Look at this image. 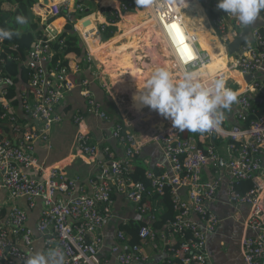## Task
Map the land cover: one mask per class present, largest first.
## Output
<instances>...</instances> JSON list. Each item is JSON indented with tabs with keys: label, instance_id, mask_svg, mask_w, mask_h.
<instances>
[{
	"label": "built area",
	"instance_id": "1",
	"mask_svg": "<svg viewBox=\"0 0 264 264\" xmlns=\"http://www.w3.org/2000/svg\"><path fill=\"white\" fill-rule=\"evenodd\" d=\"M81 1L49 0L45 10L40 7L43 0L38 1L33 10L44 11V14L36 13L41 20L42 34L25 58L8 54L7 49L15 50L17 46L0 41V197L2 192H7L12 203L6 218H1L0 205V264H24L34 253L33 230L26 225L27 212L15 205L18 200H27L30 208L38 201L44 202L45 209L36 230L43 239L45 250L62 249L65 264H145L150 259L146 247L152 246L162 248L164 254L157 264H213L207 240L219 228L220 219L209 205L224 182H227L229 204L235 208L249 207L244 224L245 230L253 234L242 240L244 262L264 264V108L257 109L250 97L255 94L264 104V27L253 28L249 42L240 47L231 67L252 77L244 91L235 92L238 98L233 110L236 123L228 126L226 114L218 130L186 136L185 131L173 129L171 122L162 117L164 129L146 137L148 143L160 144L165 160L171 166L170 174L157 175L147 171L146 182L135 180L132 162L141 154L146 138L141 140L130 132L127 124H117L112 137L124 148V155L117 158L109 146L101 148L83 132V115H74L73 121L79 128V152L94 160L101 152L105 155V159L99 161L97 172L88 180L91 189L88 192L80 178H68L59 167L44 168L37 157L39 142L51 147L53 129L62 121L58 110L78 86L87 102L88 114L110 121L109 114L91 90V80L81 75L84 71L80 64L69 69L61 66L59 60L55 61L56 46L64 47V40L60 39L63 33L53 22L62 18L65 21L62 30L64 27L66 30L67 25L73 27L86 51L84 61L98 68L100 65L94 61L88 40L92 37L100 39L109 27L125 20L127 11H133V7L129 3L125 6L118 3L110 11L109 17L113 19L110 23L88 31L89 28L77 27L79 22L87 20L85 17L80 19L82 21L78 19L87 11ZM190 1L193 0H187ZM204 1L214 11L211 22L226 42L230 36L235 39L243 34V29L235 31L242 26L234 17L217 9L218 0ZM2 2L0 0V5ZM181 2L186 3V0H151V6L147 7L156 24L153 27L157 34L156 44L172 55V63L179 72L177 76L185 67L198 71L205 66V53L200 52L199 42L191 43L185 29L186 35L182 31V38H179L178 33H171L167 28L174 23L183 26ZM260 21L264 23V12ZM149 28L136 25L129 32ZM180 39L197 53L199 58L194 63L186 65L178 46ZM9 63H17L20 69L26 70L29 78L27 84H19L18 96L12 98L9 97L10 90L15 81L7 70ZM224 77L222 71L212 78L199 74L202 81ZM17 99L19 104L14 103ZM19 107L23 118L18 113ZM150 112L160 116L153 110ZM5 125L10 132H5ZM217 140L225 142L226 153L219 150ZM206 170L211 172L210 180H203ZM245 184L250 185V189L241 191ZM183 192H186L185 196ZM165 193L171 194L176 214L156 229L157 212L148 204L147 198ZM117 195L134 204L137 213L145 218L137 232L139 243L132 245L125 232L119 230L111 246L115 261L100 260L99 253L104 245L101 231L112 218Z\"/></svg>",
	"mask_w": 264,
	"mask_h": 264
},
{
	"label": "crops",
	"instance_id": "2",
	"mask_svg": "<svg viewBox=\"0 0 264 264\" xmlns=\"http://www.w3.org/2000/svg\"><path fill=\"white\" fill-rule=\"evenodd\" d=\"M81 2L85 6L87 4H90L93 7L94 11L93 12L90 8L86 7L87 11L85 12V14H87H83L85 16L82 15L81 17H78L79 20L85 17L87 18L86 22L88 21L92 24V27L89 28L88 31H93L95 26H99L100 28L101 26L110 23V20H112L109 17V14H111L110 11L112 10V8H115L118 5L116 0H82ZM103 4H110L112 6H103ZM102 9H105L104 14L102 13ZM133 11L134 12H130L126 15L125 20L119 22L116 26L109 27L100 39L96 40L92 37L88 40L89 48L90 50H92L95 56L98 55V58L100 56V53L98 51L100 47L97 45V43L102 44L103 41L106 44L105 47L108 48L109 46L112 47L119 42L118 41L115 44H112L113 41L120 38L114 40L112 39L117 34H119V36H122L121 34H124L122 33V30L120 28L123 23L129 26V28H127L128 32L131 28L138 25L133 18L134 16L140 15L142 11L145 10L140 9L137 11ZM180 11L182 16L187 17L194 25H197V28L195 26L191 27V29L196 32H194L195 34H197L198 32L200 33V31L202 30L201 25H203L205 26V30L207 31V33L214 35L209 26V23L205 25L204 23L202 24V22L205 21L204 17L206 13L199 14L195 10L188 11V9H186L185 7L184 10L182 9ZM203 11H205L204 8ZM32 12L35 14L37 12L39 14H44V11H40L38 9L35 12L32 9ZM147 13V15H149L148 10ZM198 16L203 17L200 22L199 20H197ZM128 17L131 20L127 19ZM129 22L131 24H129ZM53 24L54 26H58L62 33L64 32L65 27L63 28V30L62 27L65 25V21L62 18L54 21ZM84 24V22H79L77 24V27H87L84 26ZM155 25L156 24L154 23V21H152L151 16L149 15L148 20L145 22V26L147 28H153L155 27ZM258 26L264 27V23L258 20L255 27ZM110 28H112L113 31H110L108 33V30ZM167 28L169 30L171 29V27H169L168 25ZM170 32L172 33V30H170ZM173 33H175V31H173ZM106 35L110 36V39L108 38L109 40H106ZM132 46H134V41H130V44L122 47V49L124 51H127L129 48H132ZM85 53L84 56L79 59V64L84 71L81 75L91 80V90L95 98L99 102H101L104 109L109 114L110 121H104L96 116L88 114L87 102L81 94V88L78 86L66 99L61 109L58 110V113L62 117V121L53 129L51 135V147H48L43 142H39L37 146V157L40 161V164L44 168L59 167L64 171L65 175L68 178H80L81 185L85 187L88 192H90L91 189L88 185V180L97 172L99 161L104 160L105 155L101 152L97 160H94L82 155L79 152L77 148L79 128L73 121L74 115H83V125L85 129V131L83 132L87 133L88 136L91 137L93 142L99 145L101 148L109 146L117 158H120L122 155H124V148L112 137L113 128L116 127L117 124H120L122 126H126L127 124L126 128L130 132L141 138V140L145 139L153 133L159 132L160 129H164L165 125L160 123L156 116L150 115L149 113H143L147 107L143 108L142 110H137L134 107L132 97L137 90H135L131 95L132 106L135 110L130 108V106L125 103L124 99L121 98L117 93L114 94L113 92L109 91L104 84L108 82L106 75H108L109 79H111V72L110 74H106V70H101V67L97 68V66H95L94 64L84 61ZM125 61L127 62V64H132V62L130 63V60L127 58ZM221 70L223 71L222 67ZM234 78L241 84L242 88L245 86V84L242 83L241 76H234ZM111 80L114 81L113 79ZM143 85L144 84H142L140 87H143ZM250 97L257 109L264 108L262 98L253 94H251ZM234 109L235 104L232 106V111L230 113H226L228 117V126L236 123L233 113ZM18 113L23 118L24 114L20 107L18 108ZM5 132H10V129L9 127H7V125H5ZM184 133H186V136L201 135L199 133H191L188 131H185ZM147 140L148 138H146V145L144 146L141 154L132 162L133 178L136 177L139 179V174L141 171L143 177H145V173L147 171H153L157 175H162L164 173L170 174L171 166L165 160V156L160 144L156 142L148 143ZM216 144L221 152L226 153L225 142L217 140ZM32 174L35 175L34 172ZM210 174L211 172L206 170L203 174V180H210ZM38 177H40L39 173ZM226 184L227 182H224L215 200L212 201L209 205L210 209L219 217L220 226L215 233L209 235L207 240V249L213 264H246L243 259L241 244L244 237L251 236L253 234L251 231L245 230L244 224L249 214V207L241 206L235 208L230 205L227 198ZM185 195L186 192H183V196ZM147 200L151 208L156 210L158 217L161 216L162 218L167 219L165 217L170 218L171 215L176 214V210L172 202V196L170 193L155 194L154 196L147 198ZM0 205L2 207L1 218H6L9 215L10 210L12 209V203L10 202V198L7 192H2L0 197ZM15 205L24 209L28 214L26 225L29 229L33 230L34 252L45 250L43 239L36 230L40 215L45 209L44 202L38 201L36 206L33 208L29 207L27 200H18L15 202ZM112 209V218L107 221L101 231L102 237L104 239V245L100 250L99 258L100 260H111L114 262L115 258H112L111 256V246L117 232L119 230H123L128 240L132 244L133 240L136 237V232H138V229L145 218L140 216L137 213L134 204H132L122 195L115 196ZM193 218L196 221L201 222L199 217L194 216ZM146 253L148 254L150 259L145 264H157L164 257L162 248L160 247H146Z\"/></svg>",
	"mask_w": 264,
	"mask_h": 264
},
{
	"label": "clouds",
	"instance_id": "3",
	"mask_svg": "<svg viewBox=\"0 0 264 264\" xmlns=\"http://www.w3.org/2000/svg\"><path fill=\"white\" fill-rule=\"evenodd\" d=\"M136 4L147 8L151 6V0H136ZM216 7L249 30L243 37L248 43L251 29L264 12V0H218ZM15 22L26 25L28 17L18 15ZM19 35V30L0 27V41ZM178 46L186 65L199 58L183 39L178 41ZM132 100L137 110L147 107L157 112L171 122L173 129L201 135L218 130L226 113H230L232 106L238 102L237 94L226 87L222 78L202 81L196 71L187 67L179 76H174L166 65L156 67L143 87L137 85ZM65 259L62 249L55 247L30 254L24 264H65Z\"/></svg>",
	"mask_w": 264,
	"mask_h": 264
},
{
	"label": "trees",
	"instance_id": "4",
	"mask_svg": "<svg viewBox=\"0 0 264 264\" xmlns=\"http://www.w3.org/2000/svg\"><path fill=\"white\" fill-rule=\"evenodd\" d=\"M39 0H3L2 4L0 5V27H6L10 29L19 30L20 35L19 37H13V39L8 40L5 39L6 44L11 46H17L15 50L7 49L6 52L14 57H20L22 56L25 58L31 48L33 47L34 43L38 38H40V35L42 34L41 31V20L40 18L32 12V9L35 4L38 3ZM203 6L206 10V15L208 18L212 21L214 18V11L205 3L203 0ZM188 4V7H187ZM181 7L184 10V7L188 9V11H196L199 14H204L203 8L200 4H198L197 1L193 0L190 2H187ZM147 8H145V11H142V13L138 16H134V21L139 25H145V22L148 20L149 15H147ZM102 13L104 14V11L102 9ZM25 15L28 17V23L26 25H17L15 22V18L18 15ZM205 15V21L203 22L208 24V19ZM201 20L203 17H200ZM182 19V18H181ZM113 20V19H112ZM183 26H180L181 23H176L180 27H184V29L187 32V39L190 40V42H199V49L201 52L205 53L203 56L205 66L207 67V77L212 78L214 77L218 72L221 71V64L220 60L216 56L217 51H219L221 44L218 42L216 37L210 33H207L205 30V26H202V30L200 33L193 31L191 27L187 26V20L185 19V16H183L182 19ZM202 23V24H203ZM197 28V25H194ZM193 26V27H194ZM92 24L89 23V25L86 28H91ZM170 30L176 31V28L173 26ZM82 28V26L80 27ZM195 28V29H196ZM110 31H113L112 28L108 30V33ZM186 32L184 35H186ZM195 32V33H194ZM108 35V34H107ZM106 35V36H107ZM179 37H182V35L179 34ZM193 37H196V40L193 41ZM106 40L110 39V36L106 37ZM109 38V39H108ZM60 39L64 40V47L59 48V46H56V51L58 52L55 61H60L61 66L66 68H73L77 63L79 62V59L84 56L85 48L83 44L81 45L80 38L77 33L74 32L73 27L71 25H67L66 30L63 32L62 35H60ZM73 55V56H71ZM86 55V53H85ZM8 73L14 77L15 86L11 88L10 90V98L17 97L18 96V87L20 83H28V74L26 70L20 69V66L17 63H9L7 66ZM16 104H19V100H15ZM137 181H143L146 182V178L142 176V171L139 174V179L134 177ZM241 191H246L250 189V185H246L243 188H240ZM158 216V214H157ZM174 214L171 215V217H165L167 219L162 218L161 216L158 217L159 220H157L154 224L156 229H160L169 219L174 218ZM138 236L136 232V237L132 242V245L138 244Z\"/></svg>",
	"mask_w": 264,
	"mask_h": 264
},
{
	"label": "rangeland",
	"instance_id": "5",
	"mask_svg": "<svg viewBox=\"0 0 264 264\" xmlns=\"http://www.w3.org/2000/svg\"><path fill=\"white\" fill-rule=\"evenodd\" d=\"M198 4L202 5L201 2H198ZM85 7H88L91 9V11H93V7L90 4H87ZM127 19H129V17ZM207 19L212 32L218 38L219 43L225 48L228 55L229 61L227 70L234 74L238 73L242 77V83L245 84V87H247V84L251 83L252 77L244 76L240 70L231 68L235 59L234 57L239 52L231 55L229 52V45H231L236 38L233 39L232 36H230V40L226 42L223 38V35L216 30L215 26L208 18V16ZM197 20H199L200 22L201 18L198 16ZM129 24L131 23L129 22ZM120 28L122 30V33L124 34H121V39L114 46H109L108 48H106L105 42L102 41V44L97 43V45L100 47L98 50L100 56L98 58V55H96L94 57V61L96 62V64L100 65L99 67H101V70H106V74H110V72L112 74L111 79H113L114 81L109 79L108 75H106L109 83L107 82L106 84H104L105 87H107L108 90L113 92L114 94L117 93L121 98L124 99L125 103L129 105L130 108L135 110L132 106L131 95L135 90H137V85L141 86L142 84H144V82L149 78L151 72L156 67L166 65L169 71L174 76H177L179 72L177 71V69H175V66L172 63V55L164 47L161 48V46L159 47L156 44L155 37H157V34H155L154 28H149L146 31L137 30L136 32H128L127 28H129V26L124 23ZM242 29L245 30V28L241 27L236 28L235 31L238 32ZM244 30L242 31V33L244 32ZM252 30L253 29H251V31ZM130 41H134V46H132V48H129L127 51H124L122 47L129 45ZM144 46L148 47V49L145 50L146 48ZM145 55H148V58H146ZM163 55H165L166 57H162ZM126 58L129 59L130 63L132 62V64H127V62L125 61ZM222 72L226 77L227 72ZM225 77L223 80L225 81L226 87L231 88L234 92H239V89H241L242 86L234 78V76H228V78ZM247 78H250V80L248 81ZM236 82L238 83V85L236 84ZM150 111L151 109L146 108L143 113L154 115ZM156 117L160 121V123L164 124L162 116Z\"/></svg>",
	"mask_w": 264,
	"mask_h": 264
},
{
	"label": "bare ground",
	"instance_id": "6",
	"mask_svg": "<svg viewBox=\"0 0 264 264\" xmlns=\"http://www.w3.org/2000/svg\"><path fill=\"white\" fill-rule=\"evenodd\" d=\"M120 1H121V2H120ZM116 2H117V4L119 3V4H121L122 6H125V5H127V4L129 3V4L133 7V10H135V11L140 10V9L145 10L144 7H138V5L136 4V0H116ZM184 4H185V3H182V2H181V4H180V10L183 9L181 6L184 5ZM104 5H105V6H112V5H110V4H109V5H108V4H103V6H104ZM104 10H105V9H103V11H104ZM130 12H134V11H129V10H128L126 14H128V13H130ZM185 19L187 20V23H186L187 26H189V27L194 26V24H193V23H192L187 17H185ZM172 26L176 28L175 34L178 33V36H179V34L182 35V31L184 30V27H179L176 23H174ZM182 28H183V29H182ZM183 33H184V31H183ZM117 38H120V39H121V37L119 36V34H117L112 40L117 39ZM179 38H182V37H179ZM216 38H217V37H216ZM120 39L113 41L112 44H115V43L118 42ZM192 39H193V41H195V37H193ZM217 40H218V38H217ZM218 42H219V40H218ZM129 44H130V43H129ZM216 56H217L218 59L220 60V64H221V67H222L223 71L227 72L225 78H228V76H240L238 73L234 74V73H231V72H229V71L227 70V65H228L229 58H228V55H227V53H226L225 48H224L222 45H221L219 51H217ZM230 57H231V56H230ZM232 57H233V56H232ZM232 60H233V59H232ZM231 64H232V63H231ZM228 69H229V68H228ZM207 70H208L207 67L204 66L201 70H198V71H196V72L198 73V75L200 74V75H203V76H207V75H206ZM221 71H222V70H221ZM234 72H235V71H234ZM236 84H237V83H236ZM237 85H238V84H237ZM227 86H228V85H227ZM228 88H229V87H228ZM244 90H245V86H244L243 88H241L239 92H242V91H244Z\"/></svg>",
	"mask_w": 264,
	"mask_h": 264
},
{
	"label": "water",
	"instance_id": "7",
	"mask_svg": "<svg viewBox=\"0 0 264 264\" xmlns=\"http://www.w3.org/2000/svg\"><path fill=\"white\" fill-rule=\"evenodd\" d=\"M48 5H49V0H43V4H40V7L43 10H45L47 9ZM88 25H89V22L88 21L85 22L84 26H88ZM248 31L249 30L245 29L243 34L240 37L236 38L231 45H229V52L231 55L239 52L240 47L245 43L243 37L248 34ZM247 80L249 81L250 78H247Z\"/></svg>",
	"mask_w": 264,
	"mask_h": 264
}]
</instances>
